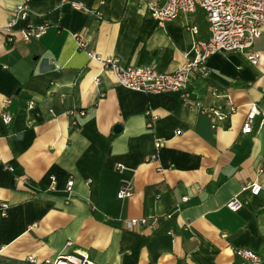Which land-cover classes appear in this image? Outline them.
<instances>
[{
    "label": "crops",
    "instance_id": "1",
    "mask_svg": "<svg viewBox=\"0 0 264 264\" xmlns=\"http://www.w3.org/2000/svg\"><path fill=\"white\" fill-rule=\"evenodd\" d=\"M16 1L0 0V26ZM78 1L99 15L67 1L29 0L14 41L0 30V111L8 98L12 116L0 120V202L8 204L0 209V264L60 252H84L95 264H239V247L264 256V126L241 132L248 104L264 105V31L252 45L261 53L257 64L244 52H217L206 59V75L191 74V97L236 106L212 128L177 91L118 84L70 33L79 31L88 48L121 66L172 71L194 37L209 35L201 8L158 24L144 0ZM24 22L47 27L24 41ZM186 23L196 25L194 37ZM77 108L85 114L71 126L68 111ZM146 111L155 115L150 125ZM156 138L164 141L151 157ZM247 180L261 192L239 191ZM125 182L132 193L118 198ZM236 193L246 203L231 211L225 201ZM129 217L155 224L128 229Z\"/></svg>",
    "mask_w": 264,
    "mask_h": 264
},
{
    "label": "built area",
    "instance_id": "2",
    "mask_svg": "<svg viewBox=\"0 0 264 264\" xmlns=\"http://www.w3.org/2000/svg\"><path fill=\"white\" fill-rule=\"evenodd\" d=\"M67 1L76 10L86 13L99 15V11L78 0ZM29 0H17L12 8L7 21L0 26L7 42L14 41L15 24L19 19H25L27 15ZM146 12L158 24L173 18L179 13H191L197 8H201L206 15L208 22L209 35L206 39L196 38L194 34L197 27L193 23H186L185 30L193 35L191 46L183 52L185 62L172 71H157L150 65H127L121 66L116 57H102L94 53L87 47V41L79 31H70L76 39L77 48L83 50L88 57L99 60L103 69L108 68L115 81L132 90L138 91H177L183 105L194 108L205 115L212 128L223 120H226L236 109V106L227 99V102L220 105H205L199 99L191 97L190 81L191 74L196 71L200 75L208 72L206 59L217 52H244L247 60L251 64H257L260 58V51L252 49L254 41L264 31V0H144ZM47 25L32 24L24 22L18 28L20 39L28 41L31 38H38L45 31ZM95 83L99 81V75L94 78ZM9 99L3 100V109L0 111V120L7 124L11 120V113L5 106ZM32 102L28 103V108H32ZM70 125L78 126L81 118L85 114L83 108L70 109ZM147 125L155 118L150 114ZM264 126V105L259 106L252 102L248 104L245 113L241 132L249 133L254 129ZM164 139L156 138L153 142L155 151L151 157H156L157 149L161 146ZM49 190L55 189V179L50 175ZM73 179L69 178L65 183L67 194L71 191ZM262 190V185L255 180H247L239 187V191H249L251 194H258ZM132 193V185L128 182L121 183L116 196L124 198ZM264 196V191H263ZM246 200L238 195H232L225 201V206L231 211H237L243 207ZM8 204L0 202L2 212L6 210ZM125 227L134 229L138 225L146 224L154 226L155 218L129 217L124 220ZM240 258L239 264H263L264 256L256 250L239 247L234 251ZM1 254V248H0ZM27 264H95L94 260L84 252H60L52 257L38 259L35 255L28 254L24 257Z\"/></svg>",
    "mask_w": 264,
    "mask_h": 264
},
{
    "label": "water",
    "instance_id": "3",
    "mask_svg": "<svg viewBox=\"0 0 264 264\" xmlns=\"http://www.w3.org/2000/svg\"><path fill=\"white\" fill-rule=\"evenodd\" d=\"M119 127H120V125H119V124H115V125H114V130H117V129H119Z\"/></svg>",
    "mask_w": 264,
    "mask_h": 264
}]
</instances>
